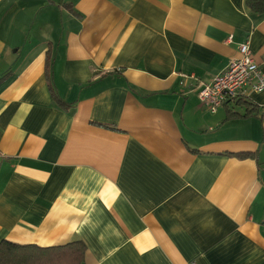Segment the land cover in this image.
I'll return each instance as SVG.
<instances>
[{"label":"crops","instance_id":"obj_1","mask_svg":"<svg viewBox=\"0 0 264 264\" xmlns=\"http://www.w3.org/2000/svg\"><path fill=\"white\" fill-rule=\"evenodd\" d=\"M244 43L247 0H0V243L264 264V93L199 98Z\"/></svg>","mask_w":264,"mask_h":264},{"label":"built area","instance_id":"obj_2","mask_svg":"<svg viewBox=\"0 0 264 264\" xmlns=\"http://www.w3.org/2000/svg\"><path fill=\"white\" fill-rule=\"evenodd\" d=\"M261 93H264V71L252 55L250 44L244 43L239 46V57L222 74L211 83L202 84L199 98L215 113L228 103Z\"/></svg>","mask_w":264,"mask_h":264},{"label":"trees","instance_id":"obj_3","mask_svg":"<svg viewBox=\"0 0 264 264\" xmlns=\"http://www.w3.org/2000/svg\"><path fill=\"white\" fill-rule=\"evenodd\" d=\"M247 5L255 14L264 16V0H247ZM249 100L241 98L237 102H249ZM58 102L64 105L61 99H58ZM253 114L254 112L246 116H254ZM240 157L248 158L251 154H240ZM85 252L86 248L82 242H73L54 248H39L2 241L0 264H84Z\"/></svg>","mask_w":264,"mask_h":264}]
</instances>
